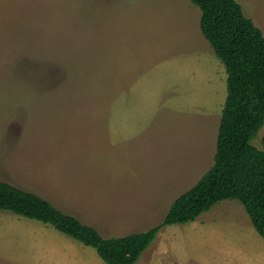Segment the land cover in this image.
Here are the masks:
<instances>
[{
  "label": "rangeland",
  "instance_id": "rangeland-1",
  "mask_svg": "<svg viewBox=\"0 0 264 264\" xmlns=\"http://www.w3.org/2000/svg\"><path fill=\"white\" fill-rule=\"evenodd\" d=\"M237 1L264 33V0ZM201 14L191 0H0V178L105 236L158 224L217 149L227 73ZM263 138L264 125L252 144L264 150ZM235 215L251 222L227 199L194 226L167 225L136 264H219L235 228L240 263L250 251L248 264H264V239ZM0 221L24 230L1 233L0 264H107L50 225L11 212Z\"/></svg>",
  "mask_w": 264,
  "mask_h": 264
},
{
  "label": "trees",
  "instance_id": "trees-1",
  "mask_svg": "<svg viewBox=\"0 0 264 264\" xmlns=\"http://www.w3.org/2000/svg\"><path fill=\"white\" fill-rule=\"evenodd\" d=\"M191 1L202 12V34L227 73L217 149L208 171L175 199L158 224L122 236H105L44 195L1 178L0 210L52 225L95 248L107 264H136L163 227L195 221L227 199L242 203L264 238V150L252 144L264 125V33L237 0Z\"/></svg>",
  "mask_w": 264,
  "mask_h": 264
},
{
  "label": "crops",
  "instance_id": "crops-1",
  "mask_svg": "<svg viewBox=\"0 0 264 264\" xmlns=\"http://www.w3.org/2000/svg\"><path fill=\"white\" fill-rule=\"evenodd\" d=\"M220 126V125H219ZM217 143V142H216ZM213 165V164H212ZM29 189H31V188H29ZM32 190V189H31ZM33 191H35V190H33ZM37 192V191H36ZM48 195H45V197H47ZM48 199H50V200H52L53 202H55V203H58V201L56 202V200H53L52 198H49V197H47ZM60 205V204H59ZM3 211H6V210H3ZM9 212H11V211H6V212H1V210H0V213H9ZM11 213H13V212H11ZM13 215H15V216H17V217H19V219L20 220H24V221H31V222H34V223H38V224H41V225H50V224H47V223H44V222H42V221H39V220H36V219H32V220H34V221H32V220H28V219H31V218H27V217H25V218H23L24 216H21V215H17V214H15V213H13ZM22 217V218H21ZM231 217H234L235 219H236V217H237V215H235V216H231ZM250 217V216H249ZM27 218V219H26ZM230 218V217H229ZM238 219H241V221H242V219H248V217L246 216V218H242V217H237ZM249 221V220H248ZM251 221V220H250ZM14 222V221H13ZM13 222H9V224H3L4 222H1L0 221V238H1V233H3V234H5L6 236H7V238H10L11 236H12V233H16V234H18V235H20L24 230H23V228H13L12 227V225H13ZM194 223L195 222H192V223H188L187 225H189V226H194ZM242 224H244V225H241L240 226V228L241 229H243V230H248V232L250 233V235H251V237L253 238V239H256L257 238V233H258V231L256 230V228L254 227V225H253V223H252V221L251 222H246V221H242L241 222ZM173 225V224H172ZM186 225V226H187ZM196 225V224H195ZM55 231H57V232H60L59 230H57L55 227H53L52 225H50ZM196 227H198V226H196ZM204 227V226H203ZM200 230L202 229V227H198ZM229 232L230 233H228V234H230L231 236H232V239H233V243H235V245L234 246H228V244L226 243L227 241H225V245H226V251H225V254L223 255V257H222V260H221V262L219 263V264H237V262L239 263V264H241L240 263V260H239V258H238V256L236 255V228L234 229V233L232 232V230H230L229 229ZM61 234H64V233H62V232H60ZM225 232H222V234H224ZM227 234V233H226ZM259 234V233H258ZM260 235V234H259ZM261 236V235H260ZM262 237V236H261ZM263 238V237H262ZM74 239V238H73ZM261 239V238H260ZM264 239V238H263ZM10 241H8V240H6V244H8ZM80 242V241H79ZM263 242H264V240H263ZM262 242V243H263ZM36 243H37V245H36V256H41L42 257V255H43V251H44V256H46V254H47V249H48V246H47V239H46V235L45 234H42V235H40V236H38L37 238H36ZM232 243V244H233ZM8 246V245H7ZM86 246V245H85ZM245 248H247V247H249L250 249H251V247L249 246V245H247V246H244ZM258 249H260V248H258ZM262 249V251H263V254H264V249L263 248H261ZM227 250L230 252V254L229 255H227ZM231 251H232V256H231ZM250 252V251H249ZM249 252H246L245 254H244V256H246V257H244V258H242V260L241 261H243L245 264H248L249 263V261H248V257L247 256H249ZM11 255H13V253H11V254H7V256H11ZM241 255H243V253L241 254ZM231 257H232V263H230V261H231ZM263 259H264V256L262 257ZM22 259L23 260H25L26 261V259L27 260H31V258H28L27 256H26V254H25V256H24V254H22ZM102 259V258H101ZM237 260V261H236ZM104 261V260H103ZM102 263V262H101ZM38 264H41L40 263V261L38 262ZM204 264H211V263H209V262H207V263H204Z\"/></svg>",
  "mask_w": 264,
  "mask_h": 264
}]
</instances>
